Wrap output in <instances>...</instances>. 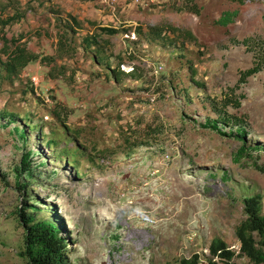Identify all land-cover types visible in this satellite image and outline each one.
<instances>
[{
  "label": "rangeland",
  "instance_id": "374dc122",
  "mask_svg": "<svg viewBox=\"0 0 264 264\" xmlns=\"http://www.w3.org/2000/svg\"><path fill=\"white\" fill-rule=\"evenodd\" d=\"M9 1L0 0L3 4ZM16 1L21 8L32 9L24 19L3 30L6 37L23 36L21 43L56 60L49 65L40 61L31 63L13 83L0 79V108L32 111L45 120L58 111L80 141L102 156L96 158L94 166L84 162L87 174L81 179H76L74 170L65 167L63 161L55 164L64 169L67 185L77 188L73 203H66L68 208L60 211L73 222L72 240L78 237V241L69 244V251L77 259L74 264H126L133 260L135 252L145 248L151 249L154 264H176L174 260L180 257L202 251L208 254L207 246L217 236L236 252L233 264H253L241 254L235 234V226L244 218L243 205L227 195L231 183L210 172L229 171L235 183L242 181L249 190L260 192L263 205L264 172L239 167L232 160V152L240 143L222 142L203 129L189 127L183 143L177 136L182 123L176 101L163 83L162 91L157 87L161 86V76L174 74L175 82L189 85L193 96L202 94L191 84L189 66L192 65L196 71L194 77L206 84L204 93L218 100L231 94L228 89L236 86L240 72L253 65L251 54L234 41L248 36L264 37V0H246L244 4L235 0H117L112 6L107 0ZM193 4L199 7V15L189 10ZM51 8L63 18L74 16L78 20V34L67 35L75 51L67 47L69 52L63 54L59 49L61 30L56 20L59 14L51 12ZM12 12L13 7L9 6L5 15ZM226 12L232 13L233 19L225 26L218 21ZM138 25L171 26L179 29L182 36L191 31L196 41L187 40L184 56L177 49L178 42L166 46L141 42L138 57L133 60L130 53L137 50L131 42L137 39L134 32L102 35L99 43L111 56L113 66L117 68L121 58L122 70L129 72L136 66L142 76L141 79L123 76L118 84L111 74L108 78L105 66L93 59L94 51L85 52L80 43L86 35L98 33L101 26ZM3 31H0V48L4 44ZM242 90L248 94L242 112L248 115L259 135L250 140L264 144V73ZM161 124L166 132L161 138L165 153H150L149 161L139 153L123 158L127 149L124 136L134 138L135 132L142 134L149 125ZM11 141L10 135L0 129V160L5 165L19 160ZM31 142L38 143L35 136ZM182 144L187 155H183ZM188 155L194 157L193 165H187ZM211 155L217 159H210ZM32 190L49 207L58 209L54 196L46 198L49 190L45 183L34 184ZM144 193L148 207L134 212L133 205L145 198ZM115 195L121 197L114 218L122 226L123 237L109 244L100 237H107L113 225L99 222L104 216L112 217L110 205L113 206ZM18 205L20 194L13 186L5 190L0 182V264H24L19 255L23 229L15 214ZM40 214L51 213L46 210ZM147 222L158 223L160 227L166 222L168 231L157 238L155 228Z\"/></svg>",
  "mask_w": 264,
  "mask_h": 264
},
{
  "label": "trees",
  "instance_id": "16d2710c",
  "mask_svg": "<svg viewBox=\"0 0 264 264\" xmlns=\"http://www.w3.org/2000/svg\"><path fill=\"white\" fill-rule=\"evenodd\" d=\"M235 1L244 4L246 0ZM9 6L13 7V12L5 15ZM51 9V12L59 14L58 19H56L61 30L58 41L59 49L63 54L69 52L68 48L75 51V45L72 40L67 39V35L69 32L78 34L80 26L78 20L69 15L68 18H63L56 9ZM29 10L21 8L16 0H11L7 4L0 2V31L24 19ZM189 10L197 15L200 14L197 4L190 6ZM232 19L233 14L226 12L218 22L226 26ZM130 32H134L137 38L131 41L137 48L133 53H130V58L133 60L138 57L137 52L141 42L149 45L156 43L162 46L179 43L177 49L184 56L187 40L196 41V37L191 31H186L182 36L179 29L166 25L120 26L118 28L101 26L98 33L83 37L80 45L85 52L94 51L93 59L97 63H102L108 70V78L111 74V77L118 84L122 81L123 76L132 79H141L142 76L138 74L139 69L136 66H133L129 72L122 70L121 63L124 60L121 58H119L118 67H114L111 56L103 50L99 38L102 35H128ZM176 32L179 33L175 34ZM3 33L4 44L0 48V79L3 81L15 82L33 62L40 61L43 65H49L56 60L54 56L40 55L31 50L27 43H21L23 36L7 38V33L4 31ZM234 42L247 49L251 54L253 65L240 72L236 86L229 87L228 90L231 91V94L226 98L218 100L204 93L206 84L194 77L196 71L192 65L189 66L191 84L198 89V93L202 94L193 96L189 85L175 82L177 76L174 74L171 77L161 76L162 80L159 82L161 86H158L157 90L162 91L163 83L176 101L181 112L179 118L182 123V126L177 128V136L183 143L186 130L189 127L197 131L203 129L215 134L222 142L240 143V146L232 152V160L239 167H252L264 172V162L262 161L264 144L253 143L250 140L251 137H259V135L254 131L250 120H248V115L242 112L243 100L248 95L242 89H247V85L252 79L264 73V37L248 36ZM30 89L33 91V88ZM236 91H239L238 94ZM27 92L28 90L25 91V93ZM0 129L10 135L13 153L16 152L15 154L19 155L16 164L5 165L0 160L1 186H4L5 190L13 186L14 190L20 194V205L15 210L18 223L23 229V247L19 255L24 259V264H74L75 258L69 251V244L71 241H78V237L76 235L72 240L73 234L70 227H72L73 222L71 223L67 216L62 215L60 211L67 209V204L73 203L71 200L76 196L77 188L67 185L64 169H60L55 164L63 161L65 167L74 170L75 175L73 174V176L76 179H81L87 174V170L83 168L84 162L94 166L96 165V158L102 156L92 152L80 141L78 134L73 132L66 123L65 116H62L58 111H54L50 119L45 120L44 116H37L32 111H16L5 106L0 108ZM135 134L134 138L127 135L123 137L127 146L126 151L123 152V158L129 159L139 153L143 155L144 160L149 161L151 159L150 153H165V143L161 139L166 136L163 124L155 127L149 125L142 134L139 131ZM32 136H35L38 141L36 145L31 142ZM70 143L73 145L70 146ZM183 146L182 144V149ZM203 154L205 153L203 152ZM183 155H187L184 149ZM186 157L187 165H193L194 157L190 155ZM210 159H217V157L214 155ZM145 163L151 162L145 161ZM210 173L213 176L221 175L223 181L231 183V190L227 195L232 201H240L243 205L244 218L235 226V234L240 244L241 254L253 264H264V205L262 194L249 190L242 181L235 183L229 171ZM41 183H45L48 187L49 193L46 198L49 199L54 196L58 202L57 210L52 205V208L49 207L33 192L32 186L34 184L40 186ZM238 192H240L239 195ZM142 195H145V198L133 205L134 212H140L148 207V202L145 200L147 196L145 193ZM120 200L121 197L115 195L113 206L110 205L113 211L111 218L113 219L104 216L103 220L99 222L113 225V229L107 232V237L104 235L100 237V240L106 239L109 244H115L123 237L122 226L114 218L118 212ZM46 210L51 213L49 216L40 214ZM190 220L194 221L193 223L196 222L193 217H190ZM148 224L155 228L157 238L168 231L166 222H162V227L158 223L147 222ZM98 226L96 227L98 228ZM65 231L68 233L66 234ZM207 247L208 254L203 251L196 252L189 257H180L174 261L176 264H233L236 252L228 246L223 238L214 237ZM151 258V249L145 248L135 252L133 260L126 264H154Z\"/></svg>",
  "mask_w": 264,
  "mask_h": 264
},
{
  "label": "built area",
  "instance_id": "2783aa9c",
  "mask_svg": "<svg viewBox=\"0 0 264 264\" xmlns=\"http://www.w3.org/2000/svg\"><path fill=\"white\" fill-rule=\"evenodd\" d=\"M117 0H107L108 5L112 6L116 4ZM136 2H139V0H135Z\"/></svg>",
  "mask_w": 264,
  "mask_h": 264
}]
</instances>
